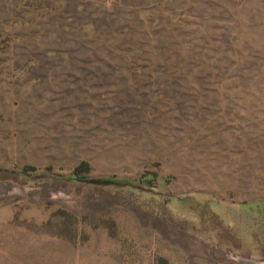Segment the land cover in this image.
<instances>
[{
    "label": "rangeland",
    "instance_id": "obj_1",
    "mask_svg": "<svg viewBox=\"0 0 264 264\" xmlns=\"http://www.w3.org/2000/svg\"><path fill=\"white\" fill-rule=\"evenodd\" d=\"M239 259L264 262V0H0V264Z\"/></svg>",
    "mask_w": 264,
    "mask_h": 264
},
{
    "label": "trees",
    "instance_id": "obj_2",
    "mask_svg": "<svg viewBox=\"0 0 264 264\" xmlns=\"http://www.w3.org/2000/svg\"><path fill=\"white\" fill-rule=\"evenodd\" d=\"M80 168H81V167H76V168L71 172L70 177L73 178V179H75V178H76V179H79L80 177H79V175H78V172H79ZM112 179H113V177H111V176H104V177H101L100 180L105 181V182H112ZM140 181H141L142 183H143V182H147V179H141Z\"/></svg>",
    "mask_w": 264,
    "mask_h": 264
},
{
    "label": "water",
    "instance_id": "obj_3",
    "mask_svg": "<svg viewBox=\"0 0 264 264\" xmlns=\"http://www.w3.org/2000/svg\"><path fill=\"white\" fill-rule=\"evenodd\" d=\"M247 264H263L264 262H255V261H252V260H244V259H239Z\"/></svg>",
    "mask_w": 264,
    "mask_h": 264
},
{
    "label": "bare ground",
    "instance_id": "obj_4",
    "mask_svg": "<svg viewBox=\"0 0 264 264\" xmlns=\"http://www.w3.org/2000/svg\"><path fill=\"white\" fill-rule=\"evenodd\" d=\"M264 264V263H263Z\"/></svg>",
    "mask_w": 264,
    "mask_h": 264
}]
</instances>
